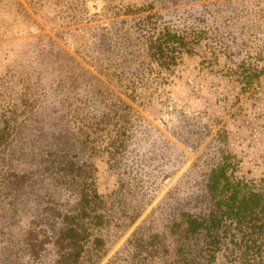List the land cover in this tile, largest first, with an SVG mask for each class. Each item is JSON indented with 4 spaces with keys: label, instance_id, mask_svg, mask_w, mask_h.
<instances>
[{
    "label": "trees",
    "instance_id": "1",
    "mask_svg": "<svg viewBox=\"0 0 264 264\" xmlns=\"http://www.w3.org/2000/svg\"><path fill=\"white\" fill-rule=\"evenodd\" d=\"M196 1L152 0L147 14L96 29L101 38L99 52L108 57L125 55L124 68L108 65L101 72L110 81L125 75L133 85L142 86L157 67L173 71L183 60L199 57L200 69H210L225 58L230 60L229 68L243 89L253 87L264 75V0H224L149 12L157 6ZM93 103L92 112L102 110L100 115L74 111L85 129L70 131L65 120L72 109ZM132 109L48 34L28 38L17 56L5 64L0 75V233L6 235V227L22 218L28 221V228L19 243L11 239L0 250V264L42 261L49 236L53 238L54 264L99 263L97 258L101 257L95 252L83 258L91 236L88 223L104 224V215L99 212L103 198L92 179L94 154L83 158L84 152L91 147L95 150L96 135L112 124L117 133L106 149L115 163L122 160L129 144L135 143L134 138L146 143L143 132L132 128ZM14 140L19 148L8 152ZM145 146L146 154H151ZM73 147L79 150L76 153L80 158L69 157L71 149L75 151ZM17 154L30 170H5ZM234 157L221 149L217 157L204 156L195 168L198 172L206 169L203 191L207 203L204 209L201 206L180 212L178 226H184L185 231L180 236L174 228L176 245L171 248L159 233H153L146 244H138L139 249L142 247L150 256L163 251L167 260L162 264H217L219 255L224 256L226 264H264V180L246 174L237 176ZM155 171L160 169L156 166ZM43 172L75 195L69 208L59 205L60 218L54 226L50 218H54L58 205H53L52 193L45 194L50 198L45 209L31 202L35 201L30 193L36 194L35 178ZM6 206L9 209L4 210ZM42 222L49 223L48 227L41 226ZM94 241V248L101 249L104 240L96 237Z\"/></svg>",
    "mask_w": 264,
    "mask_h": 264
},
{
    "label": "rangeland",
    "instance_id": "2",
    "mask_svg": "<svg viewBox=\"0 0 264 264\" xmlns=\"http://www.w3.org/2000/svg\"><path fill=\"white\" fill-rule=\"evenodd\" d=\"M150 1L0 0V75L28 38L48 34L133 107L132 128L142 131V138L146 140L145 143L144 139L134 138L135 143L129 144L126 156L121 155L122 160L115 163L106 149L117 133L112 124L96 135V149L91 147L84 152L83 158L94 154L91 161L96 168L92 179L103 198L99 212L104 215V224L88 223L91 236L83 257L85 260L90 252H95L101 257L97 258V264H162L167 260L163 251L157 250L150 256L142 247L139 249L138 244H146L151 234L159 233L172 248L176 245L174 228L180 236L185 231L184 226H178L180 212L206 207L203 191L206 169L201 172L195 169L204 156L217 157L219 150L226 149L235 154L237 176L246 174L264 180V75L253 87L244 90L229 68L230 60L224 58L210 69H200L199 57L183 60L173 71L153 69L148 74L147 84L142 86L133 85L125 75L110 81L101 72L108 65L124 68L125 55L115 53L108 57L99 52L101 38L96 29L103 30L117 20L147 14ZM221 1L224 0L157 6L149 12ZM94 106L95 103L72 109L65 120L70 131L82 132L85 123L75 117L78 111L83 115H100L102 110L92 112ZM79 138L84 139L80 135ZM15 141L8 152L19 148ZM145 144L151 154H146ZM133 148L136 150L132 151ZM73 149L69 157L80 158L79 150ZM156 166L160 172L155 171ZM6 169L23 172L30 167L17 154ZM36 173L34 171L33 175ZM155 173L157 175L151 179ZM35 179L38 181L34 184L36 194L30 192L35 201L31 202L45 209L50 200L45 194L52 193L53 205H58L54 218H50V225L54 226L60 218L59 205L62 209L69 208L75 202V195L69 188L56 185L47 172L39 173ZM7 209L6 206L4 210ZM46 224L49 223L40 225L46 228ZM26 228V219L14 220L6 227V235L0 233V250L11 239L19 243ZM96 237L104 240L101 249L94 248ZM49 238L45 258L32 264H54L53 238ZM29 260L24 262L30 264ZM225 262L224 256L219 255L217 264Z\"/></svg>",
    "mask_w": 264,
    "mask_h": 264
}]
</instances>
